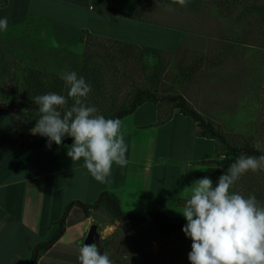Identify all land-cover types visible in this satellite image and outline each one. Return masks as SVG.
<instances>
[{
    "label": "crops",
    "instance_id": "0c3cea01",
    "mask_svg": "<svg viewBox=\"0 0 264 264\" xmlns=\"http://www.w3.org/2000/svg\"><path fill=\"white\" fill-rule=\"evenodd\" d=\"M95 1L0 0V17L9 19L7 30L0 33V60L11 34L20 29L35 30L40 42L75 56L86 54V34L171 52L186 38L182 25L188 18L159 0L134 7L136 0H106L120 14ZM3 103L1 99L0 108ZM120 120L127 164L113 165L101 183L84 168L83 159L73 162L67 156L73 141L49 149L47 138L33 135L34 123L23 118L24 132L15 145L20 149L0 158V264H27L34 247L52 237L56 221L72 201L93 203L106 190L120 198L125 211L159 210L183 217L184 205L178 200L187 199V187L203 178L200 171L209 165L202 161L213 158L215 140L200 136L197 123L178 109L163 112L159 102L146 101ZM96 221L95 213L86 217L75 205L65 232L38 264H79V247Z\"/></svg>",
    "mask_w": 264,
    "mask_h": 264
},
{
    "label": "rangeland",
    "instance_id": "374dc122",
    "mask_svg": "<svg viewBox=\"0 0 264 264\" xmlns=\"http://www.w3.org/2000/svg\"><path fill=\"white\" fill-rule=\"evenodd\" d=\"M159 1L188 18L182 25L186 38L176 51L125 50L114 41L92 38L86 54L75 56L40 42L35 30L20 29L11 34L0 60V100L17 104V92L25 91L34 74L67 97L61 77L75 71L91 84L86 102L99 114L129 108L141 90L153 93L169 114L177 109L169 97L182 95L230 145L264 152V0ZM108 3L106 7L112 5ZM36 111L23 106L0 118V158L20 149L15 145L24 132L23 118L35 125ZM214 140L213 158L222 159L228 146ZM202 168L203 177L216 170L212 165ZM233 190L244 196L254 193L264 203V166L241 176ZM95 217L102 253L105 243L113 264H190L192 241L183 231L165 235L152 223H123L103 207Z\"/></svg>",
    "mask_w": 264,
    "mask_h": 264
},
{
    "label": "clouds",
    "instance_id": "9594fccd",
    "mask_svg": "<svg viewBox=\"0 0 264 264\" xmlns=\"http://www.w3.org/2000/svg\"><path fill=\"white\" fill-rule=\"evenodd\" d=\"M8 25V17H0V33ZM61 78L68 89L67 97L47 92L32 98L38 105V118L31 133L47 138L49 149L72 138L67 156L73 162L83 159L84 168L104 183L113 165L127 164L122 121L106 118L86 102L92 88L83 76L69 71ZM262 166L264 154L242 153L215 182L205 176L187 187L190 195L180 213L186 219L182 231L192 241L190 264H264V203L254 193L244 196L233 190L241 176ZM77 259L79 264H113L95 242H83Z\"/></svg>",
    "mask_w": 264,
    "mask_h": 264
},
{
    "label": "trees",
    "instance_id": "16d2710c",
    "mask_svg": "<svg viewBox=\"0 0 264 264\" xmlns=\"http://www.w3.org/2000/svg\"><path fill=\"white\" fill-rule=\"evenodd\" d=\"M143 1L144 0H136L133 3V7L142 3ZM95 4L97 5L100 4L102 8L107 12H112V13L114 12L116 14H120V11L117 10L114 6L109 5L108 7H106L107 4H109L106 0H96ZM82 38L85 40L88 46L90 43V39L97 37H94L91 34H86ZM114 42L118 44H122L125 50L127 49L132 50L138 47L137 45L131 43H122L120 41H114ZM142 48H147L150 50L159 49L155 47H142ZM1 88L2 87H0V93H1ZM58 90L59 89H57L56 87L44 84V82L37 75L34 74L28 79L27 87L25 88V91L17 92V95L19 96L18 97L19 101L17 104H19L21 107L27 106L29 108H35L37 110L36 112L38 113V105H36L35 103H30V99L34 98L37 95L45 94L47 92L59 93ZM169 99L174 102L175 107L181 113L190 116L197 123L199 127L198 133L200 136L212 138V139H220L223 143L227 144L228 150L222 159L211 158L202 161V164L212 165L216 167V170L211 173V178L213 179L214 182L218 179V177L222 174L223 171H227L228 167L242 153L251 154L255 156L264 154V152L258 149H254V148L241 149L230 145L226 140V136L223 133L219 132V130L216 129L215 125L211 121L205 120L204 117L201 115V113L198 112L192 106H190L186 98H184L182 95L171 96L169 97ZM146 101L158 102L154 94L151 93L150 91L148 90L138 91L129 108L121 109L116 113H114L113 115L110 116L105 115V117L113 118V119L115 118L121 119L124 116L133 113L138 106H140ZM4 104L5 103H3L2 105ZM200 175L202 176V174ZM185 200L186 199H179L178 200L179 205H184ZM75 205L81 207L86 217L91 216L92 214L95 213L96 210L103 207L107 209L111 213L113 218H115L116 220H119L123 223H127L130 225L132 224L134 225L136 223H152L165 235H171L175 232L182 231L183 226L186 224V219L184 217L170 216L164 211L149 210L142 214H134V213L126 212L121 207L120 198L115 193L106 190L101 192L98 199L93 203H86L79 200L72 201L65 209L61 218L58 221H56L55 223L56 229L52 237L46 241L38 243L34 247L27 264H38L40 256L45 251L50 249L55 244V242H57V240L65 232V229L67 227L68 214ZM101 245L103 250L107 252L105 243H101ZM117 264H119V262H117Z\"/></svg>",
    "mask_w": 264,
    "mask_h": 264
},
{
    "label": "water",
    "instance_id": "95a60500",
    "mask_svg": "<svg viewBox=\"0 0 264 264\" xmlns=\"http://www.w3.org/2000/svg\"><path fill=\"white\" fill-rule=\"evenodd\" d=\"M20 110H21V106L19 104H4L1 106L0 114L3 112H19ZM72 141L73 139L70 137L65 138V142L70 143ZM99 238H100V234L98 232V225L96 223H93L85 239V244H92L95 242L97 246L99 247L100 252L102 254V249L99 244Z\"/></svg>",
    "mask_w": 264,
    "mask_h": 264
}]
</instances>
